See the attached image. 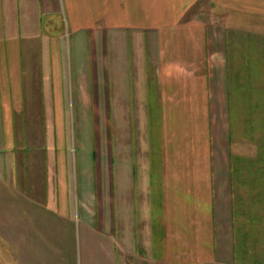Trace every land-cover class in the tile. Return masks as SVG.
<instances>
[{
	"label": "crops",
	"instance_id": "crops-1",
	"mask_svg": "<svg viewBox=\"0 0 264 264\" xmlns=\"http://www.w3.org/2000/svg\"><path fill=\"white\" fill-rule=\"evenodd\" d=\"M236 126H264V0H0L6 240L51 243L22 264H256Z\"/></svg>",
	"mask_w": 264,
	"mask_h": 264
},
{
	"label": "rangeland",
	"instance_id": "rangeland-1",
	"mask_svg": "<svg viewBox=\"0 0 264 264\" xmlns=\"http://www.w3.org/2000/svg\"><path fill=\"white\" fill-rule=\"evenodd\" d=\"M113 120V124L110 127L116 128V122L118 121V116L113 115L109 117V120ZM93 124L98 126V123L96 119L93 117ZM250 127L255 129V131L252 130V137L249 139L250 141L242 142L243 140H239V143L237 145V150L239 154L248 156V155H255V158H257V163L253 164L254 169L258 168V166L261 168L264 166V126H261L260 128H255L254 126H236L237 130L239 131V134H244L247 132V137H249V131ZM244 132V133H243ZM256 132H261V135H257ZM242 139V138H241ZM262 148V149H261ZM156 150L157 154L159 152V149L156 146H154V151ZM243 152V153H242ZM263 155V156H261ZM260 156V159L258 158ZM4 198V196H3ZM5 200V198H4ZM3 201V199H2ZM17 219L21 217V212H16ZM10 217L9 212L6 211L3 203H1L0 200V264H22V259L31 252L34 251H40L41 253H49L51 251V243L50 241H43L41 239H38V242H21V243H11L10 241L6 240V218ZM15 216V215H14ZM21 219V218H20ZM52 235L46 237L49 239ZM64 249L69 245L68 242H62ZM68 264V263H66ZM79 264V261L77 262Z\"/></svg>",
	"mask_w": 264,
	"mask_h": 264
},
{
	"label": "trees",
	"instance_id": "trees-1",
	"mask_svg": "<svg viewBox=\"0 0 264 264\" xmlns=\"http://www.w3.org/2000/svg\"><path fill=\"white\" fill-rule=\"evenodd\" d=\"M264 167V166H263ZM264 172V168L258 170L259 176L253 179V184L255 186H259L264 178H260V172ZM264 183V182H263ZM259 191V190H258ZM263 197L262 193L257 194L256 196H252L256 198L258 201ZM243 211L245 214V223L240 227V233L242 240L244 239V254L247 258L250 257L249 253H254V263L259 264V260H257V255L259 256L264 253V211L256 210ZM252 256V255H251ZM260 263H264V260L260 261Z\"/></svg>",
	"mask_w": 264,
	"mask_h": 264
}]
</instances>
